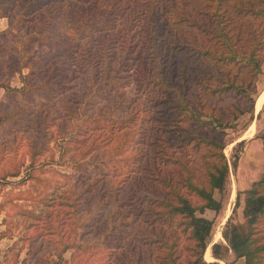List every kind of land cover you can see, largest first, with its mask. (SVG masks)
I'll use <instances>...</instances> for the list:
<instances>
[{"label": "rangeland", "instance_id": "374dc122", "mask_svg": "<svg viewBox=\"0 0 264 264\" xmlns=\"http://www.w3.org/2000/svg\"><path fill=\"white\" fill-rule=\"evenodd\" d=\"M40 1L0 3V81L16 86L0 85V229H12L17 242L31 236L41 243L42 256L55 260L65 243L86 244L70 264H169L165 257L172 251L184 264L192 257L193 241L183 217L170 216L152 201L150 184L169 187L154 179L161 169L167 180L178 182L181 191L201 202L183 179L189 171L194 180L204 179L207 161L216 160L198 137L209 130L202 120L210 118L191 117L167 98L171 93L162 91L159 81L182 82L180 68L174 76L170 58L157 53L151 60L149 48L116 33L127 22L124 12L92 19V34L78 45L67 36L60 40L29 34L37 25L29 10L39 12ZM92 5L84 9L90 11ZM77 18L74 12L68 28L72 32L81 26ZM137 67L143 70L137 72ZM144 71L149 72L145 81ZM253 79V116L246 111L231 126L209 130L212 135L225 132L230 163L225 188L215 190L220 210L198 212L214 220L206 258L220 264H244L241 259L235 262L239 257L223 230L230 216L244 220L245 189L264 170V96L256 107L264 90V61ZM244 99L242 93L218 99L214 110L230 109L234 100ZM194 102L206 110L201 98ZM252 124L255 130L249 134ZM241 140L243 146L238 147ZM167 155L175 163L167 164ZM139 181L149 184L141 187ZM218 226L223 238L218 237ZM258 227L264 233V216ZM216 241L225 244L221 258L212 253ZM18 253L17 247L10 251L9 263ZM65 254L71 258V250Z\"/></svg>", "mask_w": 264, "mask_h": 264}, {"label": "trees", "instance_id": "16d2710c", "mask_svg": "<svg viewBox=\"0 0 264 264\" xmlns=\"http://www.w3.org/2000/svg\"><path fill=\"white\" fill-rule=\"evenodd\" d=\"M52 1L56 3L55 6L47 4ZM40 4L39 12L37 8L29 10L32 13L30 18H35L37 23L29 34L60 40L67 36L78 45H83L81 39L87 41L92 34L88 26L92 19L110 11L124 12L127 22L122 23L116 33H123L126 39L135 40L136 44L149 48L151 60L158 56L157 53L170 58L175 67L174 76L180 68L182 82L161 79L159 88L164 92L169 91L171 95L167 98L191 112V117L208 116L210 119L202 122L209 125V130H216L217 126H231L246 111L252 112L253 116V93L257 89L253 78L261 71L264 61V0H41ZM91 4L90 11L84 9ZM54 7L58 9L49 17ZM74 12L78 14L76 22L81 26L72 32L68 28L72 26L70 22ZM85 23L87 26L83 27ZM180 55H184L185 59L178 60ZM138 70L143 69L137 67ZM145 73L144 81L148 79L149 72ZM108 74H111V70ZM0 85L16 89V86L3 81H0ZM238 93L245 97L243 101L234 100L230 109L214 110L218 99L233 98ZM200 98L206 110L196 106L194 100ZM209 130L200 132L198 137L206 143L209 153L215 155L216 160L207 161L204 179L194 180L193 172L190 171L183 179L188 191L197 195L201 202L193 201L181 191L178 182L167 180L166 174H160L161 169H157L158 176L154 179H160L169 187L164 190L153 182L150 184V187H154L150 192L152 201L163 205L164 212L170 216L183 217L188 236L193 241L192 257L186 259L184 264H220L217 260L206 258L214 220L201 213L207 208L220 210L222 202L215 196V190L225 188L230 163L224 152L225 132L220 129L219 135H212ZM261 137L264 148V133ZM243 142L239 141L238 147H242ZM237 158L236 152L234 165L237 164ZM164 160L167 164L175 163L171 155L164 156ZM152 162L157 168V162ZM150 164L147 165L148 169L152 168ZM139 184L142 187L149 183L143 185L139 181ZM144 190L146 193L149 191ZM243 212V221H234L229 217L223 235L236 255L245 258V264H264V233L258 227L259 220L264 216V170L261 177L245 189ZM24 244L28 245L26 264H70L77 257L79 249L86 245L74 241L65 243L58 251L59 259L55 260L42 256L41 243L36 244L31 236L23 239ZM224 248V243L214 242L213 255L223 257ZM69 250L71 258L65 254ZM165 260L169 264H183L173 257V251Z\"/></svg>", "mask_w": 264, "mask_h": 264}, {"label": "crops", "instance_id": "0c3cea01", "mask_svg": "<svg viewBox=\"0 0 264 264\" xmlns=\"http://www.w3.org/2000/svg\"><path fill=\"white\" fill-rule=\"evenodd\" d=\"M15 238L16 235L12 233V229H0V264H26L28 261L26 258L28 245H23L22 241L17 242ZM15 247L19 250L18 257L9 263L7 257L9 256L10 251ZM3 255L4 259H2ZM239 259L243 260V263L245 264L244 257H239L235 262Z\"/></svg>", "mask_w": 264, "mask_h": 264}, {"label": "bare ground", "instance_id": "6f19581e", "mask_svg": "<svg viewBox=\"0 0 264 264\" xmlns=\"http://www.w3.org/2000/svg\"><path fill=\"white\" fill-rule=\"evenodd\" d=\"M263 96H264V90H262V93L260 94V97H258L257 100H256L257 109H259L261 107V104L263 102ZM254 130H255V126L252 124V126L250 127L248 133L252 134L254 132ZM217 229L219 230L218 231V237L223 238L222 237V233H221V227L218 226Z\"/></svg>", "mask_w": 264, "mask_h": 264}, {"label": "water", "instance_id": "95a60500", "mask_svg": "<svg viewBox=\"0 0 264 264\" xmlns=\"http://www.w3.org/2000/svg\"><path fill=\"white\" fill-rule=\"evenodd\" d=\"M258 97H260V94H259V96ZM214 243V242H213Z\"/></svg>", "mask_w": 264, "mask_h": 264}]
</instances>
